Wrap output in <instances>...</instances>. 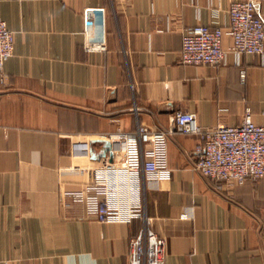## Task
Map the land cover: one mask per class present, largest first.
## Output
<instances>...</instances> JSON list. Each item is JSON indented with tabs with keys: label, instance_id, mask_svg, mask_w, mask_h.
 Returning <instances> with one entry per match:
<instances>
[{
	"label": "crops",
	"instance_id": "crops-1",
	"mask_svg": "<svg viewBox=\"0 0 264 264\" xmlns=\"http://www.w3.org/2000/svg\"><path fill=\"white\" fill-rule=\"evenodd\" d=\"M234 1L0 0L14 33L0 70V264H129L143 222L98 221L92 183L103 160L121 159L108 136L138 125L172 131L170 176L141 174L164 264H264V177L210 182L193 168L198 138L173 123L187 111L204 128L234 126L249 110L264 124V54L233 53ZM88 8L104 9L103 51L84 48ZM255 9L264 21V0ZM198 25L222 28L221 64L180 62L182 34Z\"/></svg>",
	"mask_w": 264,
	"mask_h": 264
},
{
	"label": "built area",
	"instance_id": "built-area-1",
	"mask_svg": "<svg viewBox=\"0 0 264 264\" xmlns=\"http://www.w3.org/2000/svg\"><path fill=\"white\" fill-rule=\"evenodd\" d=\"M99 20L94 25L95 17ZM227 33L235 55L264 54V21L256 12L255 0L231 2L228 8ZM84 48L105 50L104 9L88 8L83 12ZM221 27L198 25L182 34L179 60L184 65H218L224 60ZM14 33L0 18V70L13 54ZM245 73L240 71L244 80ZM173 123L178 133L198 138L192 150L193 168L213 183L242 184L264 177V124L253 121L246 110L238 125L219 124L204 128L194 113L177 111ZM171 130L138 125L133 132L117 131L108 136L123 145L118 163L102 161V171L92 183L101 196L95 206L100 222L140 219L142 228L128 240L129 264H164L167 242L148 225L142 202L141 174L157 182L170 176L167 166V140ZM123 187V189H122ZM122 200L124 203L122 204Z\"/></svg>",
	"mask_w": 264,
	"mask_h": 264
}]
</instances>
